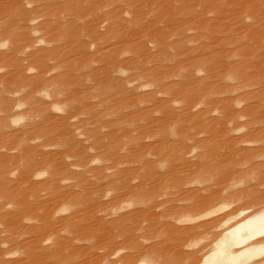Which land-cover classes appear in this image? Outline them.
<instances>
[{"label": "rangeland", "instance_id": "rangeland-1", "mask_svg": "<svg viewBox=\"0 0 264 264\" xmlns=\"http://www.w3.org/2000/svg\"><path fill=\"white\" fill-rule=\"evenodd\" d=\"M261 1L0 0L6 3L0 6V264L149 262L146 252L135 258L137 241L167 256L176 250L174 258L189 264L212 247L223 218L264 206L253 200L264 195V165H241L238 154L264 144ZM251 2L254 13L241 6ZM31 78L40 81L37 87ZM206 152L212 157H202ZM31 162L36 165L26 170ZM261 162L264 157L255 159ZM233 163L242 170L235 175ZM57 168L61 192L72 190L66 203L49 206L47 178ZM153 181L156 194L182 188L177 194L186 197L177 206L194 203V189L202 196L219 188L223 196L194 216L209 214L165 218L144 239L145 213L135 218L131 212L146 205L140 204L146 191L136 186ZM30 185L44 207L31 198ZM243 188L253 194L239 196ZM19 194L26 198L21 204L29 199L25 208ZM90 207L96 211L91 220L70 222ZM127 255L132 260H123Z\"/></svg>", "mask_w": 264, "mask_h": 264}, {"label": "bare ground", "instance_id": "bare-ground-1", "mask_svg": "<svg viewBox=\"0 0 264 264\" xmlns=\"http://www.w3.org/2000/svg\"><path fill=\"white\" fill-rule=\"evenodd\" d=\"M210 1H217V0H210ZM245 1H247V0H245ZM0 3H2V2H0ZM247 3V2H246ZM252 3V2H251ZM249 3V4H241V6L242 7H246L247 8V10L248 11H251V10H254L255 12H256V10L254 9V8H256L257 7V5L254 3ZM261 3H263V0L261 1ZM6 3H4V4H1L2 6L3 5H5ZM0 5V6H1ZM239 5V4H238ZM240 6V7H241ZM245 8V9H246ZM254 11L252 12V13H254ZM250 13V12H249ZM261 13V11H259V14ZM259 17V16H258ZM264 18V17H263ZM36 18H34V20H35ZM262 19V18H261ZM256 20V19H255ZM18 68V67H17ZM17 68H16V70H17ZM18 69H20V67L18 68ZM31 69V68H30ZM17 72H19V71H17ZM44 72V71H43ZM15 73V72H14ZM22 73V72H21ZM21 73H19L18 75H20ZM24 73V72H23ZM22 73V74H23ZM21 74V75H22ZM25 74V73H24ZM9 75V74H8ZM11 75V74H10ZM15 75H17L16 73H15ZM41 75V74H40ZM12 76V75H11ZM23 76V75H22ZM26 76V75H25ZM34 76V75H33ZM42 76V75H41ZM34 77H37V75L36 76H34ZM12 78V77H11ZM20 78H22V79H24V77H21L20 76ZM46 78V77H45ZM13 79H15V78H13ZM25 79H28V78H25ZM30 79V78H29ZM7 80H10V78L8 79L7 78ZM34 80H36V78H31V80H28V81H32L31 82V86H33V87H37V85H39V80H37V81H34ZM39 81V82H38ZM42 81H43V79H42ZM45 81V80H44ZM27 82V81H26ZM29 82V83H30ZM36 82H38V84L36 83ZM29 83H27L28 85H29ZM44 83V82H43ZM42 84V83H41ZM28 86V87H31V86ZM17 89V88H16ZM30 90V89H29ZM65 90V89H64ZM62 91V92H64V94L66 93L67 94V92L66 91ZM58 93V92H57ZM61 93V92H60ZM59 93V94H60ZM69 93V92H68ZM28 94H29V92H28ZM34 94V93H33ZM33 94H31V95H33ZM63 94V93H62ZM62 94H60V95H62ZM73 93H71V95H72ZM69 95V94H68ZM26 96V95H25ZM24 97V96H23ZM35 97V96H34ZM33 97V98H34ZM29 98H30V96H29ZM23 99H25V98H21V100H23ZM30 99H32V98H30ZM25 101V100H24ZM29 103H30V100H27ZM23 102V101H22ZM28 102H24V103H28ZM21 103V102H20ZM21 104H23V103H21ZM33 106H35V105H33ZM37 106V105H36ZM38 107V106H37ZM37 107H34L35 109H33V107H32V105H31V109L30 110H34L35 112L36 111H38L39 109H41V108H37ZM40 107V106H39ZM7 108V107H6ZM40 111V110H39ZM44 111V110H43ZM45 112V111H44ZM68 112V111H67ZM40 113H43V112H41L40 111ZM38 114V113H37ZM44 114V117H46L45 115H46V113H43ZM63 114V113H62ZM72 114V113H71ZM74 114V113H73ZM49 115V114H48ZM51 115V114H50ZM58 115V114H57ZM70 115V114H69ZM69 115H66V116H69ZM40 116H41V114H40ZM60 116V115H59ZM73 117H75L74 115H72ZM41 117H43V116H41ZM61 117H63V116H60V120H62L61 119ZM48 118V117H47ZM46 118V119H47ZM50 118V117H49ZM48 118V119H49ZM55 119H56V117H55ZM59 123H60V121H59V119L57 118L56 119ZM52 121V120H51ZM54 121V120H53ZM52 121V122H53ZM65 121V120H64ZM55 122V121H54ZM57 122V123H58ZM42 123V122H41ZM61 123H64V122H62L61 121ZM60 123V124H61ZM66 123V122H65ZM65 123H64V125H65ZM39 124V123H38ZM58 125V124H57ZM63 125V126H64ZM37 126V125H36ZM40 129H42V128H40ZM40 129H38V130H40ZM44 129V128H43ZM45 131H46V129H44ZM23 131V130H22ZM41 132H42V130H40ZM44 131V132H45ZM48 131V130H47ZM260 131V130H259ZM44 132H42L43 133V135H44ZM45 134H46V132H45ZM185 134H187V133H185ZM188 134H190V133H188ZM187 134V135H188ZM186 135V136H187ZM253 135V134H252ZM190 137H191V135H190ZM193 137V136H192ZM252 137V136H251ZM187 138H189V135H188V137ZM249 138V137H248ZM182 139V138H181ZM192 139V138H191ZM247 139V138H246ZM184 140V139H183ZM183 140H181V141H183ZM193 140V139H192ZM206 140V139H205ZM201 143V142H200ZM212 143V142H211ZM232 143V142H231ZM215 144V143H214ZM213 144V145H214ZM230 144V143H229ZM175 151V150H174ZM239 151V150H238ZM51 152V151H50ZM49 152V153H50ZM212 152V151H211ZM211 152H209L210 154H211ZM53 153V152H52ZM62 153V152H61ZM207 153V152H206ZM235 153V152H234ZM58 154V153H57ZM238 154H242L243 155V159H242V161H241V165H244V166H250L251 168L253 167V169L254 168H258V167H261L262 165H264V163L263 162H261V163H256L255 164V159L256 158H261V157H264V144L260 147V146H255V147H248V148H243V149H240V151L238 152ZM53 156H55V154H52ZM59 155V154H58ZM62 154H60V156H61ZM202 155V154H201ZM213 155V154H212ZM219 154H217L216 155V157L218 156ZM236 155V154H235ZM49 156V155H48ZM51 157V156H49V158H52V159H54V158H56V156L55 157ZM169 156H170V154H169ZM204 156H208V153H207V155L206 154H204V155H202V157H204ZM210 156V155H209ZM208 156V157H209ZM210 157H212V156H210ZM59 158V157H58ZM61 158V157H60ZM220 157H218V161L217 162H220V160H225L224 159V157H222V159L220 158ZM49 160H51V159H49ZM202 160V159H201ZM212 160V159H211ZM214 160V159H213ZM163 161V160H162ZM208 161H210V160H208ZM257 161V160H256ZM211 162V161H210ZM209 162V163H210ZM35 163H37V162H35ZM207 164V165H210V164ZM223 163V161L221 162V164ZM60 164V163H59ZM215 164H216V162H215ZM36 165V164H35ZM34 162H31V164H29L28 166H26V170H29V169H31V168H33L34 166ZM218 165H220V163H218ZM222 165H224V164H222ZM233 166H232V168L230 169V171H231V173H233V175H235L234 174V172H238V171H242V170H240L239 169V167H237V163H233L232 164ZM252 165V166H251ZM199 166V165H198ZM206 166V165H205ZM211 166V165H210ZM213 166H215V165H213ZM63 167V166H62ZM28 168V169H27ZM60 168V167H59ZM59 168H57V170L56 171H52V172H50L49 173V176H48V181H50L49 183V185H51V188L53 189V192L51 193V194H49L48 193V195H47V200H48V196H49V204L51 203H54V205L55 204H60V202L61 201H63L64 203H66L64 200H66L67 199V195L66 194H68L69 192H70V190H72V189H70V190H68L69 192H66V194L65 193H62L61 192V189H59V188H61L58 184H59V177L62 175L61 174V171L60 170H58ZM205 168H208V167H205ZM25 169V168H24ZM172 169H174V168H172ZM200 169V168H199ZM210 169V167L208 168V170ZM170 170V169H169ZM211 170H213V169H211ZM244 170V169H243ZM204 171H206V170H204ZM24 172H27V173H24ZM28 172L29 171H23V173L25 174H21L20 175V177L22 178V182H26V180H28L27 179V175H28ZM39 172H41V171H39ZM174 172V171H173ZM176 172V171H175ZM174 172V173H175ZM202 172H203V170H202ZM206 172H209V171H206ZM168 173H170V172H168ZM205 173V172H204ZM210 173V172H209ZM61 174V175H60ZM203 174V173H202ZM206 175H207V173H205ZM205 174H203V176H205ZM36 175V174H35ZM37 175H39V174H37ZM150 175H152V174H150ZM149 175V176H150ZM163 175V174H162ZM209 175V174H208ZM146 176H147V174H146ZM155 176V175H154ZM160 177H161V175H159ZM264 176V175H263ZM166 178V177H165ZM221 177H219V179H220ZM20 179V178H19ZM160 179V178H159ZM188 180L186 181V182H188L189 181V179L190 178H187ZM201 179V178H200ZM199 178H197V179H193L192 180V178H191V182H198V183H201L202 182V180H200ZM221 179H224V177L223 178H221ZM219 180V181H223V180ZM148 180V179H147ZM161 180V179H160ZM159 180V181H160ZM163 180V179H162ZM160 181L162 184H163V181ZM206 180V179H205ZM146 181V180H145ZM149 181V180H148ZM204 181V180H203ZM217 181V180H216ZM218 181V182H219ZM225 181H226V179H225ZM183 182V181H182ZM10 183V182H9ZM11 183H13L14 184V181H11ZM27 183V182H26ZM29 183V182H28ZM48 183V182H47ZM159 183V182H158ZM158 183H154V181L153 182H150V183H142L143 185H137L136 186V188L137 189H141V188H143L142 190L143 191H146V193H145V195H146V197H147V199L146 200H143L142 199V201H141V197H139L140 198V204H146L145 205V207H141V208H137L136 210H133L134 212H131L132 214H134L133 216L136 218V217H138L139 215H141V214H144V218H143V220L145 221V222H147V230L148 231H146V233L143 235L144 236V239H150V235L152 236V232H155L156 230H157V226H156V224L158 223L159 225H161V224H165L163 221H164V219L165 218H167V219H174V218H178L177 216H179V215H182L183 213H185V212H187V213H189L188 214V220H194L195 218L197 219L198 217H200V216H202V215H206V214H209L210 212H212L211 210L210 211H208V213H204V214H200V216H194V214L195 213H199V211H201V210H206L207 209V207H210V205L211 204H213V202L214 201H216V199H218L219 197H221L222 198V194H221V192L219 191V188H216V189H218V191L216 190L215 191V189H214V191L212 190V188L210 187V189L209 190H212V192L209 194L208 193V189L207 188H203V190L204 189H207L208 191H205V192H207L205 195H202L201 196V194L200 195H198V194H194L193 192H194V190H191V194L192 195H194L193 197H198L197 199L196 198H194L195 200H193L194 201V203H192L191 205H182V206H177V205H175L176 204V202H178V201H180V200H184V198L186 197V196H179L177 193H179L178 191H181V189L182 188H180V187H177V190L175 189V190H168V191H166V192H162V193H160V194H156V193H154L155 191L157 192V190L155 189L159 184ZM185 183V182H184ZM202 183H204V182H202ZM221 183V182H220ZM260 183V182H259ZM13 184H11L10 185V187H11V189H12V185ZM161 184V185H162ZM181 184V183H180ZM186 184V183H185ZM230 184V183H229ZM253 183H251V185H252ZM257 184V183H256ZM16 185V184H15ZM27 185V184H26ZM29 185V184H28ZM122 185V186H121ZM120 186L121 187H119V189L121 188V189H123L122 187H123V185L124 184H121ZM135 185V184H134ZM177 185V184H176ZM176 185H174V187L176 186ZM251 185H250V187H251ZM14 186V185H13ZM85 186L86 185H84V186H82L83 188H84V190L83 191H85L86 189H85ZM163 186V185H162ZM211 186V185H210ZM218 186V185H217ZM24 187V186H23ZM26 187V186H25ZM28 187V191L31 193V198L33 199L34 198V202H36V203H39V201H41V200H39V201H37L38 199H37V192L33 189V187H31V185H30V187L29 186H27ZM27 187H26V189H27ZM128 187H130V188H127V189H130V190H132V187L131 186H129L128 185ZM161 187V186H160ZM173 187V186H172ZM220 187H222V185H220ZM250 187H249V189H250ZM256 187V186H255ZM135 188V187H134ZM158 189H160L159 187H157ZM248 188V187H247ZM82 189V188H81ZM124 189H126V188H124ZM123 189V190H124ZM155 189V190H154ZM227 189H229V188H227ZM226 189V190H227ZM251 189H252V187H251ZM253 189H254V187H253ZM257 189V188H256ZM67 190V189H66ZM188 190V189H187ZM199 190V189H198ZM226 190H225V193H227L226 192ZM63 191H64V189H63ZM95 192H99L100 190H99V188L97 189V190H94ZM142 191V193H144ZM165 191V190H164ZM183 191V190H182ZM185 191V190H184ZM196 191V190H195ZM229 191V190H228ZM252 194H253V192H252V190H249ZM249 191L247 192H245L244 191V188L242 189V190H239V192H240V194H239V196L242 194L243 196L245 195V194H243V193H249ZM27 192V191H26ZM85 192H87V191H85ZM130 192V191H129ZM210 192V191H209ZM20 193V192H19ZM224 193V194H225ZM254 193H255V191H254ZM21 194V193H20ZM18 195V196H20V199H18V198H16L17 200H19V201H17V203L19 204L18 206H20V202H23V200L25 199L26 200V198H25V195H23V197H21V195ZM23 194V193H22ZM65 194V195H64ZM72 194V193H71ZM89 194V192L87 193V195ZM99 194V193H98ZM140 194V193H139ZM156 194V195H155ZM185 194V193H184ZM183 194V195H184ZM228 194V193H227ZM70 195V194H69ZM73 195V194H72ZM76 195H80V193L78 192V193H75L73 196H70V198H72V197H74V196H76ZM85 195V194H84ZM84 195H81L80 197H83L84 198ZM136 195V194H135ZM142 195V194H141ZM157 195L160 197V196H168V198L166 199V200H161V201H157L156 200V197H157ZM197 195V196H196ZM222 195V196H221ZM232 195H234V197L235 196H237V195H235V193H232ZM242 195H241V197H242ZM248 195H250V193L248 194ZM227 196L228 195H226V198H227ZM230 196H231V194H230ZM239 196H237V197H239ZM246 196V195H245ZM244 196V197H245ZM193 197H192V199H193ZM249 197V196H248ZM247 197V198H248ZM254 197H255V195H254ZM69 198V197H68ZM69 198V199H70ZM87 198H89V196L87 197ZM139 198H137V200L139 199ZM143 198V197H142ZM163 198V197H162ZM166 198V197H165ZM191 198V197H190ZM220 198V199H221ZM233 198V197H232ZM246 198V197H245ZM251 199L253 198V196H251L250 197ZM249 198V199H250ZM40 199V198H39ZM73 199V198H72ZM74 199H76V200H78L77 198H74ZM80 199H82V198H80ZM191 199V200H192ZM241 199V198H240ZM248 199V200H249ZM83 200V199H82ZM85 200V199H84ZM94 200V199H93ZM254 200V202H256L257 204H259V203H262V202H264V195H263V193L262 194H257V196L255 197V199H253ZM252 200V201H253ZM27 201H29V199L27 200ZM27 201L25 202L27 205H28V203H27ZM32 200H30V202H31ZM68 201H70V200H68ZM71 201H74V200H71ZM81 201V200H80ZM230 201V200H229ZM33 202V201H32ZM45 203H48V201L46 202V200L44 201ZM79 202V201H78ZM82 202V201H81ZM80 202V203H81ZM149 202V203H148ZM226 202V201H225ZM224 202V203H225ZM14 203H15V201H14ZM16 203V204H17ZM25 203L24 204H21V206L22 205H24L25 206ZM83 203V202H82ZM221 203V202H220ZM42 203H39V205H41ZM51 204L49 205V206H51ZM88 204H91V203H88ZM132 204V203H131ZM137 204H139V203H137ZM31 205V204H30ZM43 205V204H42ZM41 205V206H42ZM133 205V204H132ZM24 206H22V208L24 207ZM35 206H36V204H35ZM38 206V205H37ZM48 205H46V207H47ZM221 206V205H220ZM219 206V207H220ZM31 207V206H30ZM32 207L33 208H36V207H34V204H32ZM39 207V206H38ZM36 208V211H37V209H39V208ZM42 207H44V206H42ZM25 208V207H24ZM98 208V207H97ZM222 208H223V206H222ZM29 209V208H28ZM220 209H221V207H220ZM17 210V209H16ZM34 209H29V211H33ZM25 211V210H24ZM23 211V212H24ZM28 210L27 211H25V213H24V216L23 217H26L27 215V213L26 212H28V213H30ZM35 211V212H36ZM95 212L96 211H94V209L92 208V207H90V209L88 210V209H86V210H84L83 208L81 209V211H78V212H74L75 214L74 215H71L72 216V218L73 217H77L76 218V220L74 219V221H70V222H72V223H74V222H78V221H83L84 222V220L85 219H87L88 218V220L90 219V216L91 217H93L94 215H95ZM214 212H215V209H214ZM33 213V212H32ZM32 213L31 214H28L29 215V218L30 217H32V218H34V217H36V214L35 213H33V215H34V217H33V215H32ZM197 213V214H198ZM200 213H202V211L200 212ZM23 214V213H22ZM191 214V215H190ZM212 214V213H211ZM30 215H32V216H30ZM93 215V216H92ZM126 215V214H125ZM12 216H15V215H12ZM127 216V215H126ZM129 216V215H128ZM130 216H132V215H130ZM129 216V217H130ZM142 216V215H141ZM15 218H17V216H15ZM26 218H28V217H26ZM31 218V219H32ZM72 218H70V215H69V217H67V218H65V219H71L72 220ZM95 219H96V217H94ZM120 218V217H119ZM221 218V217H220ZM12 219V218H11ZM18 219V218H17ZM25 219V218H24ZM13 220V219H12ZM91 220V219H90ZM141 220V219H140ZM99 221V220H98ZM101 221V220H100ZM212 222V221H211ZM157 224V225H158ZM202 224H204V223H202ZM200 225V224H199ZM145 225L143 224V227H144ZM197 226V225H196ZM222 226H224L223 227V230H221V233L218 235V236H216L213 240H212V242L210 241V246L209 247H211L210 249H208L206 252H201V253H203L201 256L202 257H200V254H199V258L197 259L196 257H194V259H192L191 261H193V260H196V261H194V262H191V263H189V264H264V257L262 258L261 257V255L262 254H264V206H259L258 208H256L255 210H253V211H251V209L249 208V207H242V208H238L237 210H235V211H233L230 215H228V216H226L225 218H223L222 219ZM47 227V226H46ZM45 227V228H46ZM192 227V226H191ZM190 227V228H191ZM194 227H195V225H194ZM197 227H199V226H197ZM202 227V226H201ZM207 227V226H206ZM208 227H209V224H208ZM189 228V229H190ZM193 228V227H192ZM160 229V228H159ZM185 229V228H184ZM188 229V228H187ZM188 229V230H189ZM186 230V229H185ZM209 244H207V245H209ZM175 245V244H174ZM179 245V244H178ZM205 245H206V243H205ZM206 245V246H207ZM132 248L137 252V253H135V258L137 257L136 256V254L138 255V257L139 256H141L142 254H144L145 252H146V254H144V255H146V256H151V257H149V259H150V261L148 262L147 260H145V259H141V260H139L137 263H135V264H182V262H180V260L179 259H176V258H174V253H178V252H176V250L174 251V250H172V251H174V253H173V256H167L166 254H165V252L163 251V250H161V249H158L159 248V246H158V248H157V246H154V245H149V246H144L143 244H142V242H139V241H137L136 243H135V245H133L132 246ZM144 248V249H143ZM202 248H204V247H202ZM174 249V248H173ZM176 249V248H175ZM179 249V248H178ZM201 249V248H200ZM167 250V249H166ZM122 251V248H119V249H117L116 251H114L113 253H112V255H117L119 252H121ZM169 251H171V249H169ZM198 251V250H197ZM203 251V250H202ZM196 252V251H195ZM193 253V252H192ZM191 254V253H190ZM170 255H171V253H170ZM132 256H134V254L132 255ZM131 255L129 256V255H127V256H124L123 257V260H132V257ZM196 258V259H195ZM103 264H106V263H103ZM111 264H122L121 262H116V261H111Z\"/></svg>", "mask_w": 264, "mask_h": 264}]
</instances>
